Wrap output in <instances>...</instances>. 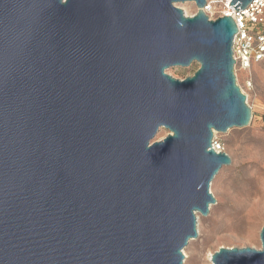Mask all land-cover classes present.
<instances>
[{
	"label": "water",
	"instance_id": "water-1",
	"mask_svg": "<svg viewBox=\"0 0 264 264\" xmlns=\"http://www.w3.org/2000/svg\"><path fill=\"white\" fill-rule=\"evenodd\" d=\"M205 2L0 0V264L183 263L230 164L213 132L252 116ZM259 238L211 264H264Z\"/></svg>",
	"mask_w": 264,
	"mask_h": 264
},
{
	"label": "rangeland",
	"instance_id": "rangeland-1",
	"mask_svg": "<svg viewBox=\"0 0 264 264\" xmlns=\"http://www.w3.org/2000/svg\"><path fill=\"white\" fill-rule=\"evenodd\" d=\"M185 15L195 13L190 1L176 3ZM198 67L172 66L166 72L183 79ZM236 82L246 95L252 116L242 128L213 132L219 151L230 157L213 180L210 191L215 202L206 216L197 213V236L183 249L182 264H209L210 256L219 247L260 248L259 233L264 226V60L252 66L250 73L236 72ZM250 79L247 85L246 80ZM160 128L152 141L166 136Z\"/></svg>",
	"mask_w": 264,
	"mask_h": 264
},
{
	"label": "built area",
	"instance_id": "built-area-1",
	"mask_svg": "<svg viewBox=\"0 0 264 264\" xmlns=\"http://www.w3.org/2000/svg\"><path fill=\"white\" fill-rule=\"evenodd\" d=\"M230 2L231 0H206L201 10L209 20L221 16L233 18L237 27L232 40L234 73H250L254 64L264 60V0H252L244 8L237 10ZM197 10L195 6V12ZM246 83L249 85L250 79ZM213 147L219 151V144L214 139Z\"/></svg>",
	"mask_w": 264,
	"mask_h": 264
},
{
	"label": "bare ground",
	"instance_id": "bare-ground-1",
	"mask_svg": "<svg viewBox=\"0 0 264 264\" xmlns=\"http://www.w3.org/2000/svg\"><path fill=\"white\" fill-rule=\"evenodd\" d=\"M209 264H211V260H210V263Z\"/></svg>",
	"mask_w": 264,
	"mask_h": 264
}]
</instances>
